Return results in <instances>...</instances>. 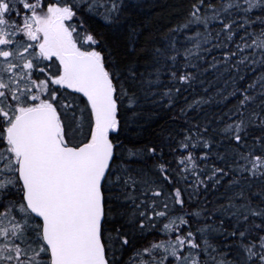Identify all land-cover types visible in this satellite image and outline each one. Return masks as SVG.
Masks as SVG:
<instances>
[{
    "label": "snow or ice",
    "instance_id": "snow-or-ice-1",
    "mask_svg": "<svg viewBox=\"0 0 264 264\" xmlns=\"http://www.w3.org/2000/svg\"><path fill=\"white\" fill-rule=\"evenodd\" d=\"M143 7L0 0V264H264V0Z\"/></svg>",
    "mask_w": 264,
    "mask_h": 264
},
{
    "label": "trees",
    "instance_id": "trees-1",
    "mask_svg": "<svg viewBox=\"0 0 264 264\" xmlns=\"http://www.w3.org/2000/svg\"><path fill=\"white\" fill-rule=\"evenodd\" d=\"M141 2L144 4V7L140 11L141 16L161 18L168 15V10H165V6L178 3L179 0H141ZM162 22L166 23L167 20L164 19ZM150 134L149 132L145 135L148 136Z\"/></svg>",
    "mask_w": 264,
    "mask_h": 264
}]
</instances>
